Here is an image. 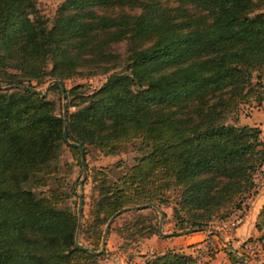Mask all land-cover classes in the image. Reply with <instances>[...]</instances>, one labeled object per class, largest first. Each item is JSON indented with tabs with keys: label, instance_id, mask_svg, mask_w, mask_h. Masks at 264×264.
Segmentation results:
<instances>
[{
	"label": "trees",
	"instance_id": "16d2710c",
	"mask_svg": "<svg viewBox=\"0 0 264 264\" xmlns=\"http://www.w3.org/2000/svg\"><path fill=\"white\" fill-rule=\"evenodd\" d=\"M263 8L264 0H65L48 26L36 0H0V264H97L103 250H91L110 216L166 203L172 187L174 218L195 231L255 192L264 139L258 127L236 122L240 104L264 102ZM124 61L128 73H110L92 92L65 87L67 139L55 101L23 88ZM49 87L61 97L59 85ZM134 141L135 163L112 180L97 171L89 219L78 221L62 202L71 190L48 185L62 146L117 154ZM142 222L126 225L129 237L157 233ZM255 227L264 236V203ZM80 233L93 243L79 246ZM227 254L229 264L241 263ZM146 264L199 263L167 250Z\"/></svg>",
	"mask_w": 264,
	"mask_h": 264
},
{
	"label": "rangeland",
	"instance_id": "374dc122",
	"mask_svg": "<svg viewBox=\"0 0 264 264\" xmlns=\"http://www.w3.org/2000/svg\"><path fill=\"white\" fill-rule=\"evenodd\" d=\"M64 1L65 0H36V9L38 10L39 14L44 19H46L48 26L52 25V22L58 10L62 7ZM261 10L264 11V8ZM121 50L124 51V44H122ZM112 72L128 73L129 70L127 62L124 61L119 63L109 72L97 73L90 76H76L73 78H68L65 80L64 85L67 89H70L76 84H84L85 91L92 92L96 90L103 82H105L106 78ZM260 74V82L264 84V68L260 71ZM256 80V73H254L253 81ZM51 82L52 79L47 77L43 82L33 81L32 84L33 87L39 89L40 91H45L47 98L55 101L56 112L63 114L62 95L60 97L56 89H50L49 86L52 85ZM1 86L7 87L8 85L1 84ZM71 99V95L70 97L65 98L66 105L67 101ZM69 109L70 111H73L75 107L70 106ZM259 113H264V102L257 104V102L251 98L248 102L239 105L238 121L236 124L245 125L242 123V121L256 124L253 118L254 115ZM226 120L227 122H233L230 117H227ZM260 131V136L264 139V134L261 129ZM137 144L138 141L131 142L117 154H104L97 148L89 147L85 154L87 166L86 178L82 183H80V180L83 178L80 154L72 152L67 146H62L63 148L58 152L54 175L48 178V185L49 187H57L59 183L65 184L66 189H70L71 191L68 194L69 197L62 199V202L65 201L66 204L75 212H77L78 194H83L84 203L82 214L84 215L83 217L81 215L80 218V222L81 220L83 222V220L89 219L88 206L93 193L96 194L95 190L93 189L95 184L93 179L95 178L97 171H104L105 173H108L111 180L116 179L118 175H121L128 167L133 165L136 158L140 155V152L137 149ZM115 165L119 166L117 167ZM255 180L257 183H259V186L261 184L264 185V164L262 168L255 174ZM41 189L45 190L46 188H39V190ZM165 195L168 199L166 203H162L160 205L154 204L155 207L149 204L140 212L134 214L127 213L119 218L116 217L117 219L115 218V221L113 220L108 231L105 248L103 249V253L97 259V264H146L147 259L154 257L155 254H162L167 250L184 252L181 250L182 246L178 242H173V238H168L177 237L178 235L164 237L160 235L158 231L159 223L162 224L161 230L164 233H174L177 231L190 229V227L182 228L186 225H184V223L179 220L177 221L173 215V207L179 198L178 189L172 187L166 191ZM249 195L243 198L241 205L238 207L233 205L228 206L227 208H221L219 214H215L211 221H209L208 226L203 229L213 231L215 230L217 232L219 231L229 235L228 241L218 242L220 247H218L216 244L217 238L216 240L211 241L212 244H210V246L212 253H215V248L223 250V252L225 249H229L231 253H234L236 256L240 257L241 263L239 264H264V236L262 235V232L256 229V227L253 234L249 233L248 235V232H246L245 237L239 244L234 243L230 238L235 229H237L244 222H247L248 225H251V222L254 220H256L255 223L257 222V215L264 203V199L260 200L259 202L257 199L251 198ZM259 205L260 207L258 208ZM241 208L242 211L240 210ZM153 209L158 210L154 211ZM184 217L187 218L188 214H185ZM234 217L237 221L232 220ZM147 219L157 226V233H154L150 237H140L139 235L129 237L130 230L126 231V225L135 223L140 227L144 225L142 220ZM232 222H234V225H232ZM87 236L89 235H84V233L78 234V242L93 243V239H89ZM102 242L99 244V249L97 251L102 250ZM221 263H223V260ZM223 264H229L228 260L226 259Z\"/></svg>",
	"mask_w": 264,
	"mask_h": 264
},
{
	"label": "crops",
	"instance_id": "0c3cea01",
	"mask_svg": "<svg viewBox=\"0 0 264 264\" xmlns=\"http://www.w3.org/2000/svg\"><path fill=\"white\" fill-rule=\"evenodd\" d=\"M253 119L255 120L254 122H256V124H251L249 122L244 121H242V123L251 126L256 125L262 130L264 134V113L254 115ZM258 184L259 183L256 184L255 192L251 193L249 196H251V198L257 199L260 202V200L264 199V185L261 184L259 186ZM259 207L260 205L258 206V208ZM255 221L256 220L252 221L251 225H248L247 222L241 224L237 229H235L234 233L231 234V240L234 243L239 244L245 237L246 232H248V235L249 233L253 234L255 232ZM226 234L219 231L217 232L215 230L213 231L203 229L201 231H194L187 234H183L181 236L168 238H173V242H178L182 246L181 250H183L185 253H189L193 256H196L200 264H223L226 259L229 262V257L227 256L226 252L229 251V249H225V251L223 252V250L215 248V253H212L210 244H212V240H216L217 238L216 244L218 245V247H220L218 242H226L229 240V235ZM222 260L223 263H221Z\"/></svg>",
	"mask_w": 264,
	"mask_h": 264
},
{
	"label": "water",
	"instance_id": "95a60500",
	"mask_svg": "<svg viewBox=\"0 0 264 264\" xmlns=\"http://www.w3.org/2000/svg\"><path fill=\"white\" fill-rule=\"evenodd\" d=\"M51 84H57L59 85L60 87V90H61V95H62V99H63V103H62V112H63V118H64V126H63V137L64 139H67V125H66V119H67V107H66V101H65V98H66V88H65V85H64V82L59 80V79H54L52 80ZM9 87V86H7ZM7 87H4V88H7ZM24 89H28L29 91L33 92V93H37V94H40L41 96H46V92H42L40 91L39 89L35 88V87H28V86H23ZM71 145L75 146L78 148L79 150V154H80V161H81V166H82V169H83V178L80 180V183H82L84 181V179L86 178V169H87V166H86V159H85V152H84V148L83 146H81L80 144L78 143H75V142H70ZM83 203H84V196L82 193H79L78 194V205H77V216H78V221H80V218H81V215H82V212H83ZM149 204H144V205H139V206H130V207H125L123 209H120L118 211H116L115 213H113L110 218L108 219L107 221V224H106V227H105V231L103 232V242H102V246H101V249L103 250L105 248V242H106V238L108 236V231H109V228H110V225L112 224L113 220L118 216L120 215L122 212L124 211H127V210H130V209H138V208H145L147 207ZM150 205H153L155 207L154 204H150ZM161 227H162V224L159 223V233L160 235L164 236V237H168V236H173V235H182V234H187V233H190V232H194L195 229H185V230H182V231H177V232H174V233H164L162 232L161 230ZM76 243H78V240H77V237H76ZM79 246H81V244L78 243ZM93 253H98V251H95V250H91Z\"/></svg>",
	"mask_w": 264,
	"mask_h": 264
},
{
	"label": "built area",
	"instance_id": "2783aa9c",
	"mask_svg": "<svg viewBox=\"0 0 264 264\" xmlns=\"http://www.w3.org/2000/svg\"><path fill=\"white\" fill-rule=\"evenodd\" d=\"M241 211H242V208L240 209ZM239 210V211H240ZM233 221H237L236 219H235V217L232 219ZM232 225H234V222H232Z\"/></svg>",
	"mask_w": 264,
	"mask_h": 264
}]
</instances>
